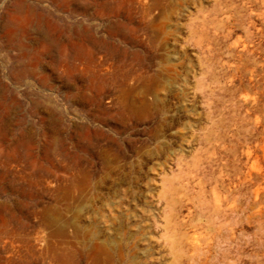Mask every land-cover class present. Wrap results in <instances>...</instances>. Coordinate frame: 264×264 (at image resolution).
<instances>
[{
    "label": "rangeland",
    "instance_id": "rangeland-1",
    "mask_svg": "<svg viewBox=\"0 0 264 264\" xmlns=\"http://www.w3.org/2000/svg\"><path fill=\"white\" fill-rule=\"evenodd\" d=\"M0 264H264V0H0Z\"/></svg>",
    "mask_w": 264,
    "mask_h": 264
},
{
    "label": "crops",
    "instance_id": "crops-1",
    "mask_svg": "<svg viewBox=\"0 0 264 264\" xmlns=\"http://www.w3.org/2000/svg\"><path fill=\"white\" fill-rule=\"evenodd\" d=\"M99 233H100V232H99ZM100 234H101V233H100ZM111 238H112V237H109V240H110ZM108 247H109L108 245H104V248H102V251H100V252H103L104 254H103V253H101V254L104 255V256H110V257H111V256H113V254L111 253V252H112V251L110 250L111 248L108 250ZM101 254H100V255L98 254L97 257H96V255H95V260H96V259H97V260H100L99 263H101V257H102ZM104 260H105V259H104Z\"/></svg>",
    "mask_w": 264,
    "mask_h": 264
}]
</instances>
